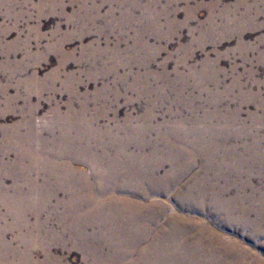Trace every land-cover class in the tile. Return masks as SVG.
Here are the masks:
<instances>
[{"label":"rangeland","instance_id":"374dc122","mask_svg":"<svg viewBox=\"0 0 264 264\" xmlns=\"http://www.w3.org/2000/svg\"><path fill=\"white\" fill-rule=\"evenodd\" d=\"M186 129L220 141L222 172L196 158L146 188H228L234 208L260 218L264 0H0V264H106L109 251L72 236L75 228L91 235L96 224L105 231L91 203L72 198L94 185L90 167L52 154L73 142L75 152L87 144L113 156L128 140L127 152L141 142L146 153L162 130ZM175 141L166 133L155 142L159 174ZM151 196L166 214L201 219L264 258V225L220 227L206 211L177 208L170 193Z\"/></svg>","mask_w":264,"mask_h":264},{"label":"bare ground","instance_id":"6f19581e","mask_svg":"<svg viewBox=\"0 0 264 264\" xmlns=\"http://www.w3.org/2000/svg\"><path fill=\"white\" fill-rule=\"evenodd\" d=\"M191 131L184 130L183 137L171 130L167 132L162 130L156 135V141L163 142V135L166 133L176 140L172 146L177 148V153L173 152L171 144L165 145L164 156L171 161V165L163 174H159L163 167V159L159 158L160 151L154 146L156 141L152 142L153 147L149 146L151 147L149 152L143 153L141 142L137 147L139 150L127 152L130 142L128 140L124 142L125 145L120 144V147L118 145L115 149L118 150L113 156H108L101 151L91 152L89 150L91 147L87 144L75 152L73 142H71L72 150L56 148L52 155L72 158V161H84L90 167L92 175L90 176L94 179V185L86 183L85 186L88 188H80L82 194H72V198L79 204L91 203L92 209L88 213L105 224V231L99 229V225L96 224L93 226L98 228L93 234L83 235L78 228H75L72 236L86 242L88 239L95 241L97 244L95 252L101 249L109 251V261L106 264H264L263 257L254 255L236 241H228L227 237L218 230L215 231L205 221L177 214H166L164 204L150 199L153 194L170 193L172 202L177 208L206 211L212 215L211 218L216 220L220 227L248 223V226L252 227L250 231H254L253 228L257 229L258 226L264 225L262 209H255L254 216L258 215L260 218L255 221L248 220L251 210L234 208V200H228V188L212 187L201 183L194 185L188 183L189 185L182 188L155 187L166 180L171 170H186L196 158H201L204 169L212 168L217 174L222 172V166L226 165L227 161L225 157L219 158L216 154L224 150V146L213 137L214 141L208 142L209 137L204 133L192 137ZM131 133L132 136L141 135L146 133V130L132 128ZM54 144L50 145L54 147ZM180 162L183 163L179 164ZM226 169L228 170V165ZM134 179L140 180L145 188H130ZM148 183L155 186L146 188ZM234 213H238L236 217L232 216ZM162 217L163 220L160 221Z\"/></svg>","mask_w":264,"mask_h":264}]
</instances>
